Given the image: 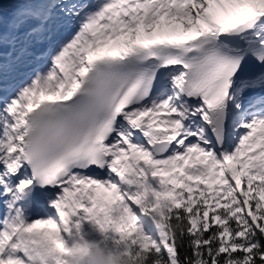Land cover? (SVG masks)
Here are the masks:
<instances>
[{"label": "snow or ice", "instance_id": "obj_1", "mask_svg": "<svg viewBox=\"0 0 264 264\" xmlns=\"http://www.w3.org/2000/svg\"><path fill=\"white\" fill-rule=\"evenodd\" d=\"M0 264H264V0H0Z\"/></svg>", "mask_w": 264, "mask_h": 264}]
</instances>
